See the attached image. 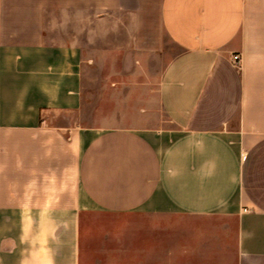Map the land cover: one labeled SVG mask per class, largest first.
I'll list each match as a JSON object with an SVG mask.
<instances>
[{"label":"crops","instance_id":"crops-1","mask_svg":"<svg viewBox=\"0 0 264 264\" xmlns=\"http://www.w3.org/2000/svg\"><path fill=\"white\" fill-rule=\"evenodd\" d=\"M88 210L198 223L140 264H264V0H0V264H123Z\"/></svg>","mask_w":264,"mask_h":264},{"label":"rangeland","instance_id":"rangeland-1","mask_svg":"<svg viewBox=\"0 0 264 264\" xmlns=\"http://www.w3.org/2000/svg\"><path fill=\"white\" fill-rule=\"evenodd\" d=\"M51 18L54 21H57L56 29L54 31L56 32V38L58 41L59 36L57 32L61 31L64 33L65 42L70 41V37L75 38L76 32H81L80 34V42L83 43H89L91 42V32L99 30L98 24L94 23V20L96 17L91 16V14L87 13H76V12H67V13H53L51 15ZM61 21V22H60ZM65 22V23H64ZM60 23H62V27H60ZM52 25V24H51ZM54 26V24H53ZM128 27V26H127ZM126 30V29H124ZM124 32H120L119 35V41H124ZM100 41L99 37H96V41ZM167 54H165V58L168 59L171 57V55L176 56L177 52L173 45H168L167 41ZM91 66L92 64L89 63ZM89 66V67H90ZM131 73L130 71H126L125 74ZM93 72L91 70L85 71V80L87 82V86L91 90L93 84H97V80L93 79L92 76ZM124 77V75H123ZM128 78V77H125ZM96 91L98 90L97 85ZM127 94L121 91L117 95H115V99L122 102L123 100L131 101L127 96ZM129 102H124L123 104L120 103L119 108L123 109L126 106H128ZM107 110V109H106ZM109 110V109H108ZM62 122L67 123L68 125H72L76 122L74 117H68L65 119H62ZM90 124V119L88 121ZM88 206V205H87ZM82 223L84 227H88L89 229L95 230V234L92 238H94L97 241L105 242L106 240H119L122 239L127 244V247L124 249V253H122V257L120 255H117V259L122 258L125 262L123 264H140L141 255L144 253L145 245L148 249V251L152 249H156L155 246L157 245L156 240L160 241V249L163 251V253H166L171 249V240L173 238V233L171 228L172 223H180V224H192V225H198V223L193 219H188L187 217H181L180 219L171 218L170 216L161 217V218H155L151 216H145L140 215L139 213L134 214H109L104 213L100 211H94V210H88L85 211L83 215H81ZM163 223L169 228L163 232H157V231H151V230H141V225L145 224H155V223ZM193 222V223H192ZM211 221L205 222L206 224ZM217 223V222H212ZM211 224V223H210ZM199 225H204L203 222H199ZM198 232V231H197ZM175 236V235H174ZM204 235H201L199 237H203ZM141 237L142 243H141ZM176 237L181 239H187L188 232L183 231L182 229L179 232H176ZM194 237V236H193ZM147 240V242L145 241ZM111 244V243H109ZM119 244V243H118ZM117 250V254H121L119 252V247H115ZM168 254V253H167ZM166 258V257H165ZM167 263V262H166ZM165 263V264H166ZM150 264V262H149Z\"/></svg>","mask_w":264,"mask_h":264},{"label":"built area","instance_id":"built-area-1","mask_svg":"<svg viewBox=\"0 0 264 264\" xmlns=\"http://www.w3.org/2000/svg\"><path fill=\"white\" fill-rule=\"evenodd\" d=\"M233 63H234V66L236 67V68H240L241 67V65H240V63H241V58H240V55L239 54H235L234 56H233Z\"/></svg>","mask_w":264,"mask_h":264}]
</instances>
